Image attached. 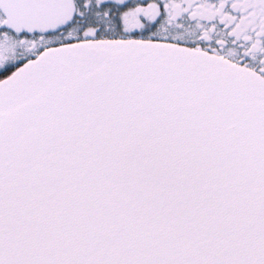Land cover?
<instances>
[{"label": "snow or ice", "instance_id": "obj_1", "mask_svg": "<svg viewBox=\"0 0 264 264\" xmlns=\"http://www.w3.org/2000/svg\"><path fill=\"white\" fill-rule=\"evenodd\" d=\"M0 264H264V0H0Z\"/></svg>", "mask_w": 264, "mask_h": 264}]
</instances>
